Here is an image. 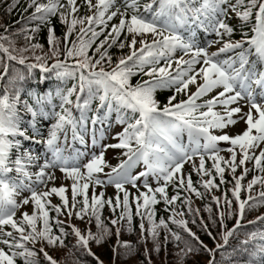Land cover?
<instances>
[{"label": "snow or ice", "instance_id": "snow-or-ice-1", "mask_svg": "<svg viewBox=\"0 0 264 264\" xmlns=\"http://www.w3.org/2000/svg\"><path fill=\"white\" fill-rule=\"evenodd\" d=\"M18 7L28 13L22 15L23 23L11 32L2 25L0 33V264H17V258L23 264H64L49 248L66 249L72 264H82L79 253L96 257L90 242L101 244L113 230V264L134 251L142 257L140 264H152L151 253H158L161 245L166 249L169 240L174 264H264V229L244 231L242 224L248 211L264 206V0H26L23 5L14 0L6 12ZM53 17L64 26L60 36ZM41 26L47 48L35 42ZM236 34L239 39L233 38ZM18 40H23L19 46ZM213 45L218 47L210 51ZM112 48L126 51L113 59ZM178 50L182 55L175 56ZM34 69L44 81L55 82L44 90L39 81L33 86ZM137 73L148 79L131 84ZM158 88L173 90L163 104L155 97ZM181 92L187 98L177 101ZM112 113L122 128L112 134L115 143H102ZM238 121L244 127L230 131ZM29 141L37 151L25 147ZM76 141L84 151L75 147ZM221 142L227 147L221 149ZM108 148L120 149L124 159L109 164L104 159ZM206 158L211 161L207 168ZM185 163L191 165L188 171ZM137 166L141 170L134 174ZM57 171L62 174L59 185ZM250 171L251 179L242 183ZM192 172L205 192L230 185L211 195L215 212L204 205L207 222L199 208H192L190 196L181 201L194 217L191 223L198 224L213 247L192 231L185 212L177 211L181 192L203 198ZM65 179L71 184L65 185ZM105 184L115 188L114 198H104ZM169 184L177 190L171 197L166 193ZM90 185H99L100 193L89 196ZM242 190L248 193L243 198ZM52 194L59 203H51ZM157 194L172 205L165 209L172 213L167 221L154 219ZM130 198L139 218L136 244L119 239L122 229L133 230ZM29 204L30 212L21 210ZM105 204L114 213L108 218L111 229L101 220ZM73 219L87 223L82 228ZM92 219L96 232L88 227ZM227 220L234 221L231 227ZM256 221L264 222V214L245 223ZM230 238L237 243L230 244ZM202 252L203 262L193 259Z\"/></svg>", "mask_w": 264, "mask_h": 264}, {"label": "trees", "instance_id": "trees-1", "mask_svg": "<svg viewBox=\"0 0 264 264\" xmlns=\"http://www.w3.org/2000/svg\"><path fill=\"white\" fill-rule=\"evenodd\" d=\"M14 0H0V33H3V27L2 25H9V31L11 32L13 28H18L20 26L21 23H23L22 20V15L23 17H27L28 13L23 12V8L22 7H18L16 8L14 11H12L11 13L6 12V8L8 5H10L11 3H13ZM77 2L79 3L80 0H77ZM26 3V0H19V4L23 5ZM31 11V9H29V12ZM53 26H54V30H55V34L57 36L61 35V31L63 29V25H61L59 23V21L53 17ZM102 38V36L100 37ZM234 39H239V35L236 34L233 37ZM35 42H39L41 44H43L45 46V48H47V43H46V29L41 26L39 32L37 33V36L35 38ZM98 42V41H97ZM23 43V40H18L17 41V46H19L20 44ZM138 46V45H137ZM39 51V50H37ZM126 51V49L121 50V49H116V48H112L109 49L110 54L113 55V59L116 58L117 55L121 54V52ZM3 54L0 53V56H2ZM160 63L163 64L164 60H160ZM0 64H2V61H0ZM17 68L21 71H23V66H19L17 65ZM171 71V69H170ZM32 75H33V79L31 80V84L33 86H35L37 84V82L39 81L40 85H41V89L40 90H44L47 89L52 83H54V78H50L47 81H44L41 77H40V70L39 69H34L32 71ZM148 79V77L146 76H141L139 73L133 75L130 77V83L131 84H136L138 80H146ZM69 86H71V83L69 82ZM0 87H2V82H0ZM173 95V90L172 88H158L155 90V97L156 99H158L161 104L165 103L167 100V97ZM182 98H186V96L181 92V93H177L176 94V100H180ZM175 102V101H174ZM95 101L92 102V107H95ZM112 123H111V129L115 128V127H120L122 125H120L119 123L115 122V113L112 114ZM25 147H29V145H25ZM121 150L116 151L117 154L120 153ZM214 172V171H213ZM251 173V171L249 172ZM226 180H230L231 176H228L227 174H224ZM206 178V177H205ZM251 179L250 174H248V176L245 177V180L242 181V183H246L247 180ZM197 180H194V186H196L197 188L200 189V191L203 194V198H197L195 196V194H189L187 192H181L180 196L178 197L176 203L177 206V211H181L183 210L185 212V216L183 217L184 219L188 220V226L192 229V231L196 232V234L200 237L201 240L204 241L205 244H207L209 247H213V241L198 227L197 225H194L191 223V220L194 218L193 216L187 215V209L183 207V205H181V201L183 200L184 196L188 195L190 196V199L192 201V208H199L200 209V216L205 218V221L207 222V217L209 215V213L207 211L204 210V205L207 203L209 205L212 206V210L213 212H215V204L214 202L211 200V195L212 194H216L219 195L220 191H222L225 187H230V185H222L220 190L217 189H213L211 193L209 192H205L204 189L196 183ZM216 182H219V178L216 177ZM254 189L255 190H259V186L258 185H254ZM93 190H99L98 188H95L94 186L91 185V187L89 188L88 191H93ZM144 191V190H143ZM177 190L174 189L172 187V185L170 184L168 189L166 190V193L169 197H171ZM136 190H132L130 193H135ZM92 193L89 194V196H91ZM255 194V193H253ZM116 195V190L114 189V192L112 193H107L104 194V198L107 199L108 197H115ZM121 197H122V193H120ZM230 195V193H229ZM246 195H248V193L246 191L241 192V196L242 198L245 197ZM80 199V198H79ZM78 199V200H79ZM59 198L55 197L53 199L52 204H57L59 203ZM130 204H131V209L133 212V218H132V232H128L127 229H122L121 230V235L119 237V239L121 241L123 240H128L133 244L137 243V235H138V223H139V218L135 215V203L131 201L130 198ZM235 206V205H234ZM153 209L155 210V214H154V219L158 220L160 217L165 218V220L167 221V218L169 215H172V213H170L169 211H166V208H171L172 205H165L164 202L162 200L159 199V194H157V203L152 205ZM121 211V209H116L115 210V214H118ZM144 209H141V212H143ZM113 211L112 209H110L108 207L107 204H105L103 206V208H101V220L103 221L104 224H107L109 226V228L111 229L112 226L109 224V219L112 215H113ZM264 214V206H259L256 209L250 210L247 212L244 220H242V224L244 225V231H252V230H256L259 231L261 229H264V222H260V221H256L253 224H247L245 223L246 221L249 220H255V217ZM56 215L54 212H49V216L52 217ZM176 219H180L181 217L177 216L175 217ZM57 219H66V217L63 216H57ZM197 221L199 222V217H196ZM74 224H76L79 227L84 226L85 223H87V221H80V220H76L73 219L72 221ZM233 220H227L226 223L228 224L229 227L232 226L233 224ZM50 223L54 224V221L50 220ZM145 225L147 227V221H145ZM168 225L170 228H173V230L175 231H180L181 235L184 236L185 238H187V234L182 232L181 229L177 228L175 225H173L171 223V221H168ZM38 227L39 222H38ZM88 227L91 228V230L93 232L97 231L96 225H95V220L92 219L91 223L88 224ZM213 231V235H215L218 231H219V227L217 226H213L212 229ZM53 231L55 232L56 229L55 227H53ZM161 232V237L163 236V229H160ZM74 242V240L72 241ZM116 242V237L114 235V230H113V235L106 237L105 241L102 242L101 244H96L94 241L90 242V246L92 251L96 254V257H99V259L101 261H103V264H113V253H112V245L115 244ZM66 244L70 243V239L66 238L65 240ZM237 241L232 240L230 238V244H236ZM39 245H37L38 247ZM151 242H149V248H151ZM50 251V254L53 255V257L55 259H57L58 261H63L64 264H72V259L70 257H68L65 253H66V249L63 248H58V249H48ZM175 251L173 244L171 242V240H169V243L167 245V248L165 249V247L163 245H161L160 251L157 252H153L151 253L152 255V264H174V260L175 257L173 256V252ZM96 257L94 256H90L88 255L86 252L81 251L79 253L78 259H80L82 261V264H97V260ZM142 259L139 251H134L132 253V255L124 260H116V264L121 263H126V264H140V260ZM193 259H198L199 261L203 262L206 259V254L205 253H200L197 257H194ZM217 259H219V256H217ZM17 264H23L22 260H20L19 258H17ZM189 264H191V261H189Z\"/></svg>", "mask_w": 264, "mask_h": 264}, {"label": "rangeland", "instance_id": "rangeland-1", "mask_svg": "<svg viewBox=\"0 0 264 264\" xmlns=\"http://www.w3.org/2000/svg\"><path fill=\"white\" fill-rule=\"evenodd\" d=\"M244 127V123H243V121H238L235 125H233V126H230V131H232V132H238V131H240L242 128ZM219 147L221 148V149H224V148H226L227 147V145L224 143V142H221L220 143V145H219ZM206 162H211V161H209V160H207V158H206ZM247 166V165H246ZM184 170L186 171H188V168L186 169V168H184ZM240 172V171H239ZM239 174V173H238ZM62 174L59 172V171H57L56 172V176H57V180L55 181V183L57 184V185H59L60 183H61V180L59 179V177L61 176ZM50 184L52 183L51 181L49 182ZM63 183L65 184V185H70L71 184V181L70 180H67V179H65L64 181H63ZM155 184V183H154ZM108 185V184H107ZM108 186H110V185H108ZM49 200H51L50 198H48ZM52 201V200H51ZM22 209H24V208H21V210ZM28 211L30 212L31 211V206L28 208ZM19 212V211H18ZM18 212H17V214L16 215H19L18 214ZM119 264H124V263H119ZM126 264V263H125Z\"/></svg>", "mask_w": 264, "mask_h": 264}]
</instances>
